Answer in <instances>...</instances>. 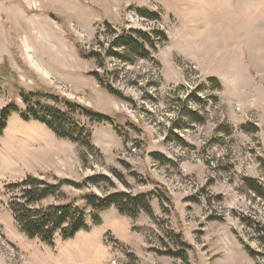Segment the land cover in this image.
<instances>
[{
	"label": "rangeland",
	"instance_id": "obj_1",
	"mask_svg": "<svg viewBox=\"0 0 264 264\" xmlns=\"http://www.w3.org/2000/svg\"><path fill=\"white\" fill-rule=\"evenodd\" d=\"M124 29H161L168 41L125 62L108 55ZM20 87L113 122L41 98L91 132L81 147L25 120ZM7 106L20 110L0 136V264H264V0H0ZM31 174L82 184L42 204L76 202L90 230L58 232L52 245L21 232L9 205L19 190L7 188ZM118 191L152 194L153 214L111 207L95 224L82 196Z\"/></svg>",
	"mask_w": 264,
	"mask_h": 264
},
{
	"label": "trees",
	"instance_id": "obj_2",
	"mask_svg": "<svg viewBox=\"0 0 264 264\" xmlns=\"http://www.w3.org/2000/svg\"><path fill=\"white\" fill-rule=\"evenodd\" d=\"M140 16L149 19H160L159 14L148 10L138 9ZM111 27L110 25H108ZM112 51L108 55L117 57L125 62H133L134 59H145L151 54V49L156 50L157 44L168 41V36L164 30L157 29L149 33L141 29H124L117 33L114 31ZM154 36V37H153ZM119 49V50H118ZM84 57L99 58L100 54L95 51L82 50ZM96 77L104 90L118 96L119 93L110 84L105 75L96 73ZM27 109L22 111L25 120L35 119L48 126L56 135L72 141L79 146L91 145V132L78 126L71 121L68 115L58 108L43 103L40 99L47 96L62 104L72 112H79L89 116L94 121L113 120L93 109L69 100L66 97L47 95L41 92H26L22 87L19 88ZM217 100V98L215 97ZM17 106H7L0 111V136L6 128V121L13 112L18 111ZM92 146V145H91ZM54 178L57 183H51L35 175H28L23 181L9 184L8 191L18 189L19 191L11 197L10 208L14 219L23 232L30 239H40L42 242L52 245L55 236L61 232L63 239L74 238L81 230H90L86 223V212L83 207L74 201L61 204H42L50 196L62 193L61 187L64 184H72L76 187L82 186L66 179ZM251 183L253 189H260ZM255 183V182H254ZM85 204L93 209V220L95 224H100L102 218L100 212L111 207H116L122 215L137 219L142 213L152 215L151 205L152 194L134 195L129 192L118 191L108 196L102 197L94 193H86L82 196ZM182 245L188 247V243L181 238Z\"/></svg>",
	"mask_w": 264,
	"mask_h": 264
}]
</instances>
